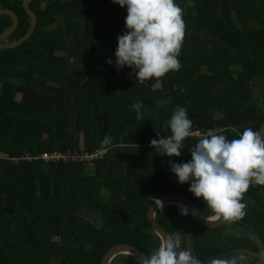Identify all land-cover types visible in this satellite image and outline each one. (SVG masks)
<instances>
[{
  "label": "trees",
  "instance_id": "trees-1",
  "mask_svg": "<svg viewBox=\"0 0 264 264\" xmlns=\"http://www.w3.org/2000/svg\"><path fill=\"white\" fill-rule=\"evenodd\" d=\"M23 1L0 0V11L18 17L3 45L29 31ZM174 2L185 25L177 57L181 67L144 82H136L128 67L114 66L116 37L126 31L125 8L112 0L29 2L37 17L35 32L16 48L0 47V264H101L118 244L149 255L162 240L150 229L147 213L164 195L187 196L204 217L214 216L169 169V160L191 159L198 139L185 138L178 157L161 154L149 142L171 135L167 121L177 106L186 107L191 131L215 130L228 140L245 128L259 131L264 0ZM11 25L12 18L2 15L0 36ZM135 101L142 104L140 119L130 109ZM105 135L111 137L108 145L101 143ZM84 149L105 152L91 162L23 159ZM242 202L245 215L219 229L200 227L177 205L160 208L156 221L168 234L178 233L181 247L207 264L213 257L238 256L239 249L258 250L250 233L226 234L228 223L253 230L264 245V185H250ZM146 243L149 253L142 249ZM110 264L140 262L122 254Z\"/></svg>",
  "mask_w": 264,
  "mask_h": 264
},
{
  "label": "clouds",
  "instance_id": "clouds-1",
  "mask_svg": "<svg viewBox=\"0 0 264 264\" xmlns=\"http://www.w3.org/2000/svg\"><path fill=\"white\" fill-rule=\"evenodd\" d=\"M126 9V31L118 34L114 52L117 70L128 67L136 82L162 77L178 70L177 59L184 36L183 10L174 0H112ZM191 2V0H189ZM106 63L112 64L111 59ZM142 104L130 105L137 119L141 116ZM167 126L171 135L150 140V145L168 157L180 156L182 141L191 134L192 120L184 106L174 108ZM111 137L105 135L101 143L108 145ZM187 162L169 160V169L177 183H188L193 197L202 199L212 210L211 219L224 221L245 215L246 205L242 194L250 185H264V135L260 131L245 128L238 138L226 139L223 134H205L190 150ZM181 215L189 209L177 205ZM197 210H192L196 215ZM140 264H204L190 250L181 247V237L173 232L167 235L158 247ZM207 264H230L222 257H213Z\"/></svg>",
  "mask_w": 264,
  "mask_h": 264
},
{
  "label": "water",
  "instance_id": "water-1",
  "mask_svg": "<svg viewBox=\"0 0 264 264\" xmlns=\"http://www.w3.org/2000/svg\"><path fill=\"white\" fill-rule=\"evenodd\" d=\"M31 0H24L23 6L27 12V14L31 18V26L29 28L28 33L18 42L14 44H7L3 45V41L7 40L15 31L18 26V17L16 13L12 10L5 9L0 11V17L4 14H8L12 18V25L8 29L6 33H4L2 36H0V47L1 48H16L20 46L22 43L27 42L33 33L35 32L36 26H37V17L36 14L29 8V2ZM260 133L264 135V124L259 129ZM183 204L187 206L189 209V213L192 217V220L196 222L200 227L206 228V229H219L221 228L226 221L217 218V219H211L204 217L200 207L198 204H196L192 199L188 198L187 196L180 195V194H169L159 197L157 200H155L150 208L148 209L147 213V221L150 229L159 237L161 240H163L168 234V232L156 221V212L167 205H178ZM196 209V215L193 216L192 210ZM256 242L258 244L259 252H254L248 249H239L236 250V253L239 254H247L250 256H253L254 258H263L264 259V245L261 244V242L256 239ZM122 254H128L136 258L139 262L143 261L148 255L142 252L138 247L129 245V244H118L110 248L105 256L103 257L101 264H110L114 258H116L118 255Z\"/></svg>",
  "mask_w": 264,
  "mask_h": 264
},
{
  "label": "built area",
  "instance_id": "built-area-1",
  "mask_svg": "<svg viewBox=\"0 0 264 264\" xmlns=\"http://www.w3.org/2000/svg\"><path fill=\"white\" fill-rule=\"evenodd\" d=\"M205 134H216V131H209V132H202L200 130H193L191 131V134L186 137L187 139L189 138H195V139H200L201 136L205 135ZM105 151H96V152H92L89 153L87 151H85V149L83 151L80 152H69L67 154H62V153H58V152H50V153H42L39 155H26L23 159H25L26 161H33V160H38V159H42L46 162L48 161H53V162H57L60 160H65L66 162H71V161H94L95 159L99 158L100 156H102L104 154Z\"/></svg>",
  "mask_w": 264,
  "mask_h": 264
},
{
  "label": "rangeland",
  "instance_id": "rangeland-1",
  "mask_svg": "<svg viewBox=\"0 0 264 264\" xmlns=\"http://www.w3.org/2000/svg\"><path fill=\"white\" fill-rule=\"evenodd\" d=\"M117 7L118 8H121V6H119L118 4H117ZM56 26V25H55ZM130 73H128V75H127V79H126V82H127V80H129V78H130V75H129ZM83 149V148H82ZM96 225H98V226H100L101 224H100V222H97L96 221ZM186 228H187V230H188V232H189V234H192V226H191V223H188V221H186ZM226 234H238V233H240L239 231H237L236 229H234L232 226H230V225H226L225 226V228H224V230H223ZM189 236V239L190 240H192L191 239V237H190V235H188ZM142 249L144 250V251H146L147 253H149V252H151V246H150V244L149 243H146V244H144V245H142ZM150 254V253H149ZM240 255H238L237 257H239ZM244 256H246V259H238V258H235L233 261H232V263L231 264H243L244 262H248V261H251L252 259L251 258H253L252 256H249V255H244ZM245 258V257H244ZM242 261V262H241ZM259 262H263V261H258V263ZM261 264H264V262L263 263H261Z\"/></svg>",
  "mask_w": 264,
  "mask_h": 264
},
{
  "label": "crops",
  "instance_id": "crops-1",
  "mask_svg": "<svg viewBox=\"0 0 264 264\" xmlns=\"http://www.w3.org/2000/svg\"><path fill=\"white\" fill-rule=\"evenodd\" d=\"M191 221H192V219H191ZM190 220L188 221V223H190L191 222ZM186 224V223H185ZM228 225H230V226H232L234 229H236L237 231H239L240 233H238V234H231V235H234V236H240V235H242L243 233H250L254 238H255V242H256V239H258L256 236H255V233L253 232V230H243L240 226H238V225H236V224H234V223H228ZM223 227V226H222ZM190 235V237H191V239H192V234H189ZM259 240V239H258ZM189 243L191 244V246H192V240H190L189 239ZM256 244H257V242H256ZM261 244H263V243H261ZM257 251H254V252H259V248H258V244H257ZM252 251V250H251ZM237 254H239V253H237ZM241 256H239V257H237V256H233V257H231V258H229L228 260H229V262H230V264L232 263V261L235 259V258H240V259H246V256H244V255H247V254H240ZM250 256V255H249ZM245 257V258H244ZM253 257V256H252ZM254 258V257H253ZM256 259H260V260H264L263 258H256ZM242 262V261H241ZM261 263H263V262H259L258 263V261H253V260H251V261H248V262H244L243 264H261Z\"/></svg>",
  "mask_w": 264,
  "mask_h": 264
}]
</instances>
